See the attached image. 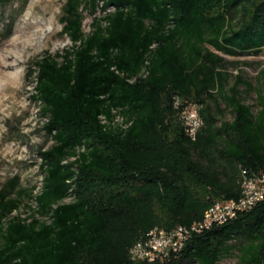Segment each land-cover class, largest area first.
<instances>
[{
  "label": "trees",
  "instance_id": "trees-1",
  "mask_svg": "<svg viewBox=\"0 0 264 264\" xmlns=\"http://www.w3.org/2000/svg\"><path fill=\"white\" fill-rule=\"evenodd\" d=\"M60 24L71 47L26 73L51 145L36 193L0 183V264H147L128 253L151 229L198 222L240 197L241 170L264 172V88L241 74L229 86L225 59L264 49V0H64ZM176 96L199 106L194 141ZM218 100L231 121L218 124ZM234 248L240 264H264V201L153 264H218Z\"/></svg>",
  "mask_w": 264,
  "mask_h": 264
},
{
  "label": "rangeland",
  "instance_id": "rangeland-1",
  "mask_svg": "<svg viewBox=\"0 0 264 264\" xmlns=\"http://www.w3.org/2000/svg\"><path fill=\"white\" fill-rule=\"evenodd\" d=\"M64 0H10L0 2V183L18 177L24 188L41 185L38 151L49 148L43 132L44 119L39 115V107L32 99L34 79L27 78L30 63L44 52L51 55L61 53L71 47L69 39L61 34L60 17ZM100 17L98 11L95 15ZM92 16L84 12L82 29L90 30ZM230 74L229 86L234 76L252 87L264 88V49L258 56L227 58ZM247 105L257 111L255 94L238 87ZM218 124L231 121L232 116L224 103L218 100ZM119 123V118L115 120ZM34 192V193H35ZM22 212V209L20 210ZM244 241L236 240L229 245L238 247ZM218 264H240L238 252L234 248L230 255Z\"/></svg>",
  "mask_w": 264,
  "mask_h": 264
},
{
  "label": "built area",
  "instance_id": "built-area-1",
  "mask_svg": "<svg viewBox=\"0 0 264 264\" xmlns=\"http://www.w3.org/2000/svg\"><path fill=\"white\" fill-rule=\"evenodd\" d=\"M174 108L177 111L176 119L182 125L184 133L191 141H194L197 132L203 126L199 106L194 103H184L176 96L174 97ZM239 184L241 195L238 199L213 201L198 222L189 226H176L168 231L161 227L151 229L144 238L130 248L128 253L130 260L147 264L162 262L171 254L180 252L193 235L210 230L215 226H221L236 218L238 214L264 201L263 171L251 174L246 170H241Z\"/></svg>",
  "mask_w": 264,
  "mask_h": 264
}]
</instances>
